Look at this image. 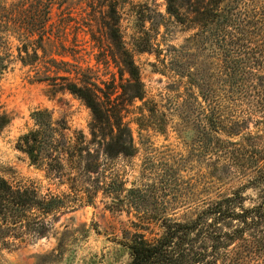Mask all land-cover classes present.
<instances>
[{"label": "trees", "instance_id": "16d2710c", "mask_svg": "<svg viewBox=\"0 0 264 264\" xmlns=\"http://www.w3.org/2000/svg\"><path fill=\"white\" fill-rule=\"evenodd\" d=\"M73 1L0 0V76L16 61L52 92L78 98L91 115L87 139L49 109L36 108L30 113L33 126L18 137L17 150L73 196L41 195L33 185L13 184L0 175V243L10 248L43 237L62 208L93 205L101 193L110 198L109 209L136 211L141 229L151 223L162 228L152 239L138 230L126 238L130 264H264V167L249 181L261 187L252 205H244L246 185H242L187 220L172 218L166 209L148 207L144 190L108 180L103 160L135 152L125 117L127 106L144 98L143 83L120 33L118 0H87L78 17L70 12ZM165 1L166 12L175 21L196 29L187 38V46L199 53L183 45L178 51L184 53L186 62H176L173 69L185 79L188 94L200 95L211 112L203 127L232 135L252 119L249 114L224 121L214 114L221 106L219 91H226L250 99L253 113L259 114L257 137L259 132L264 134V0ZM87 7L93 10L92 18ZM81 32L95 43L101 36L109 39L113 48L103 60L108 63L110 55L116 62L119 82L115 75L109 83L101 80L98 68L80 53ZM135 40L138 51H149L139 46L140 36ZM212 66L217 70L214 76L209 75ZM7 123L8 118L0 116V128Z\"/></svg>", "mask_w": 264, "mask_h": 264}, {"label": "rangeland", "instance_id": "374dc122", "mask_svg": "<svg viewBox=\"0 0 264 264\" xmlns=\"http://www.w3.org/2000/svg\"><path fill=\"white\" fill-rule=\"evenodd\" d=\"M86 1L74 0L70 12L77 16ZM117 8L120 33L138 66L144 98L128 105L125 117L135 152L103 160L108 180H121L125 188L144 190L148 207L166 209L177 220L191 218L208 203L231 195L242 185H246L244 205H252L261 187L249 181L258 168L264 167V134L259 132L257 137L255 121L259 114L253 113L250 99L219 91L221 106L214 113L217 117L226 121L251 114L252 119L232 135L204 128L211 112L199 94L197 98L188 94L185 79L173 69L176 62H186L179 51L187 46V38L196 29L175 21L166 12L165 0H118ZM87 10L92 18L93 10ZM137 36L139 46L149 51H138L139 47L133 46ZM78 40L80 53L98 68L101 80L109 83L115 75L119 82L116 62L110 55L108 63L103 60L113 48L109 39L101 36L95 43L81 32ZM189 47L199 53L197 48ZM96 59L100 61L96 63ZM212 68L209 75L214 76L217 70ZM32 74L28 67L13 61L0 76V116L8 118L0 128V175L13 184L33 185L41 195L73 196L68 188L58 186L31 165L17 150L16 142L32 128L30 113L36 108L49 109L55 118L65 119L72 131H81L89 139L90 112L78 98L68 92H52L46 83L34 81ZM100 86L105 87L102 83ZM109 201L98 193L93 205L62 208L45 236L10 248L0 243V264H130L126 238L138 230L152 239L162 233V228L151 223L141 229L136 211L111 210L106 205Z\"/></svg>", "mask_w": 264, "mask_h": 264}]
</instances>
